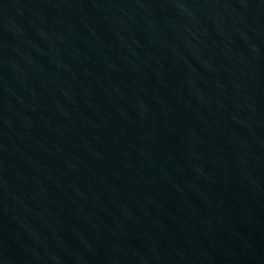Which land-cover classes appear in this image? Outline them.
Listing matches in <instances>:
<instances>
[{
	"label": "water",
	"instance_id": "obj_1",
	"mask_svg": "<svg viewBox=\"0 0 264 264\" xmlns=\"http://www.w3.org/2000/svg\"><path fill=\"white\" fill-rule=\"evenodd\" d=\"M0 264H264V0H0Z\"/></svg>",
	"mask_w": 264,
	"mask_h": 264
}]
</instances>
